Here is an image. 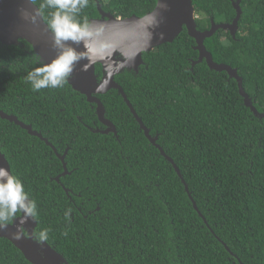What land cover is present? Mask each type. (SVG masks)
Wrapping results in <instances>:
<instances>
[{
    "label": "trees",
    "instance_id": "1",
    "mask_svg": "<svg viewBox=\"0 0 264 264\" xmlns=\"http://www.w3.org/2000/svg\"><path fill=\"white\" fill-rule=\"evenodd\" d=\"M33 1L51 27L56 9ZM156 3L87 0L74 19L87 28L100 16L99 5L126 18L143 16ZM194 5L202 31L212 18L232 22L237 15L231 0ZM241 7L236 36L219 29L205 45L216 62L238 69L262 114L264 0H242ZM21 43L0 41V109L32 125L60 154L67 150L69 172L62 174L63 162L45 140L1 117L0 148L35 203L37 232L70 264H264V116L245 104L236 78L206 60L193 64L199 50L186 28L173 42L144 52L138 72L126 69L115 79L152 134L159 133L157 142L178 165L207 223L173 164L138 129L118 89L97 95L117 132L95 130V104L66 74L55 88L33 89L28 74L47 66L28 41ZM97 73L102 78L100 63ZM65 188L83 190L81 197ZM96 202L101 210L85 218ZM7 242L0 240V264H32Z\"/></svg>",
    "mask_w": 264,
    "mask_h": 264
},
{
    "label": "water",
    "instance_id": "2",
    "mask_svg": "<svg viewBox=\"0 0 264 264\" xmlns=\"http://www.w3.org/2000/svg\"><path fill=\"white\" fill-rule=\"evenodd\" d=\"M237 15L232 22L211 21L207 30L198 29L197 13L194 0H157L155 8L143 16L132 15L122 18L105 11L99 5L100 16L93 18L87 28H81L75 33L76 39H64L54 32L45 21L40 7L33 0H0V41L6 45H23L21 39L28 41L34 53L45 66L60 63L69 54L72 59L68 61L69 70L65 73L71 86L84 94L88 101L95 104L98 119L107 126L102 132H117L115 124L106 117V109L97 96L115 88L122 94L130 110L142 124L146 135L155 144L175 167L181 177L185 189L193 202L194 208L207 223L199 210L187 182L178 165L169 156L156 139L151 136L149 129L144 126L141 117L130 102L124 88L116 81L115 76L126 69L138 72L144 64L143 53L153 50L156 46L174 39L186 28L189 35L196 39V49L199 58L193 62L206 60L211 69L226 71L230 77L238 81L239 91L243 95L245 104L260 114L254 106L251 97L243 87V77L238 69L226 63H218L205 45V39L213 36L217 30H229L236 36L239 30V20L242 15V0H231ZM102 65L103 75L97 73V64ZM0 117L8 119L26 129L30 134L40 137L52 146L64 165L65 175L68 173L65 154H59L55 146L44 135L33 129L32 125L21 121L16 115L9 114L0 109ZM0 167L6 169L13 176L11 165L0 148ZM59 181V177L56 178ZM28 202L30 199L28 198ZM22 214L13 223H3L0 226V237L9 239L24 257L32 264H70L66 257L48 241L35 234L38 221L35 215ZM28 230V234L24 232ZM227 250L230 248L224 243Z\"/></svg>",
    "mask_w": 264,
    "mask_h": 264
},
{
    "label": "clouds",
    "instance_id": "3",
    "mask_svg": "<svg viewBox=\"0 0 264 264\" xmlns=\"http://www.w3.org/2000/svg\"><path fill=\"white\" fill-rule=\"evenodd\" d=\"M46 2L48 7L56 9L52 14L51 27L57 35L64 39H76L75 33L80 31L81 25L75 21L74 14L78 11V7L86 5L87 0H46ZM70 59H72L71 54L60 63H53L51 66L30 72L27 79L33 89L39 91L41 88L59 86L64 74L69 70ZM18 208L24 210L26 215L32 214L35 203L28 202L21 181L0 167V226H3L2 222L10 219Z\"/></svg>",
    "mask_w": 264,
    "mask_h": 264
},
{
    "label": "flooded vegetation",
    "instance_id": "4",
    "mask_svg": "<svg viewBox=\"0 0 264 264\" xmlns=\"http://www.w3.org/2000/svg\"><path fill=\"white\" fill-rule=\"evenodd\" d=\"M135 117V116H134ZM135 119H136V121H137V124H138V129L140 130V131H142L144 134H145V136L147 137V135H146V132H145V130H144V128H143V126H142V124L137 120V118L135 117ZM142 119V118H141ZM100 121V120H99ZM101 122V121H100ZM99 122V129L100 130H105L106 128H107V126L105 125V124H103L102 122L100 123ZM142 122H143V124H144V126H146L148 129H149V133L151 134V136L152 137H154L155 139H156V142L158 141V138H159V133H155V134H152V132H151V127H149L145 122H144V120L142 119ZM110 132V131H109ZM157 144L159 145V146H161L158 142H157ZM57 152H58V150H57ZM59 153V152H58ZM65 153H67V150L65 151ZM60 154V153H59ZM59 157V156H58ZM60 158V157H59ZM66 189V191L67 192H70V190L73 192V193H75L76 195H78L79 197H81V194H82V191L83 190H81V191H79V193H76L73 189H70V188H65ZM92 194H95L94 192H91ZM90 201H92L91 200V198H89V202ZM97 203V205H96V207L94 208V210L93 209H91V210H89L88 211V213H85V212H83V214H84V217L85 218H88V215L89 214H92V213H94V212H96V211H99V210H101V204L99 203V202H96ZM79 211H81V209L79 208ZM21 214H22V212H21V210L18 208L17 209V211L15 212V214L14 215H12L11 217H10V219H8L7 221H3L2 223H13L14 222V220L15 219H17V218H19L20 216H21ZM75 214H76V212H71V211H68V215L69 216H75ZM38 226V225H37ZM37 226H36V228H37ZM35 228V234H37L38 236H41L38 232H37V229ZM24 232L26 233V234H28V230L26 229V228H24ZM0 240H4V243L8 246V242L7 241H9L11 244H13L9 239H7V238H4V237H0ZM51 245V244H50ZM160 260H161V262H163V252L160 254ZM87 262V264H92V263H95V264H99L98 262H92V261H86ZM133 264H137V261L134 259L133 260ZM143 264H147V262L146 261H144L143 262Z\"/></svg>",
    "mask_w": 264,
    "mask_h": 264
}]
</instances>
